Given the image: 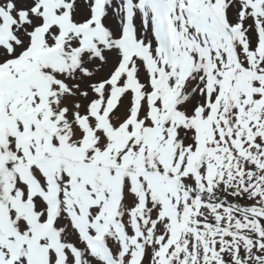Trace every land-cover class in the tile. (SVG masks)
I'll return each instance as SVG.
<instances>
[{
  "label": "snow or ice",
  "instance_id": "snow-or-ice-1",
  "mask_svg": "<svg viewBox=\"0 0 264 264\" xmlns=\"http://www.w3.org/2000/svg\"><path fill=\"white\" fill-rule=\"evenodd\" d=\"M0 264H264V0H0Z\"/></svg>",
  "mask_w": 264,
  "mask_h": 264
}]
</instances>
